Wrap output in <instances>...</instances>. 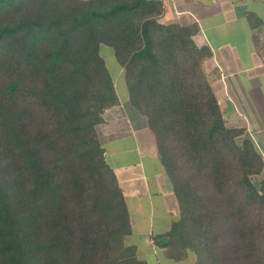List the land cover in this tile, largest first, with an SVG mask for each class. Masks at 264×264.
Masks as SVG:
<instances>
[{
    "label": "trees",
    "instance_id": "trees-1",
    "mask_svg": "<svg viewBox=\"0 0 264 264\" xmlns=\"http://www.w3.org/2000/svg\"><path fill=\"white\" fill-rule=\"evenodd\" d=\"M163 0H0V264H148L96 128L118 102L100 47L147 121L178 218L175 262L264 264V158L228 127L196 25Z\"/></svg>",
    "mask_w": 264,
    "mask_h": 264
},
{
    "label": "crops",
    "instance_id": "crops-1",
    "mask_svg": "<svg viewBox=\"0 0 264 264\" xmlns=\"http://www.w3.org/2000/svg\"><path fill=\"white\" fill-rule=\"evenodd\" d=\"M163 2L161 24L198 27L193 41L212 53L202 69L227 126L245 128L264 158V0ZM111 78L118 102L103 112L96 132L131 210L132 235L127 243L148 264L153 262V249L161 264H179L183 260L168 259L152 241L178 218L170 180L145 117L129 103L118 65Z\"/></svg>",
    "mask_w": 264,
    "mask_h": 264
},
{
    "label": "rangeland",
    "instance_id": "rangeland-1",
    "mask_svg": "<svg viewBox=\"0 0 264 264\" xmlns=\"http://www.w3.org/2000/svg\"><path fill=\"white\" fill-rule=\"evenodd\" d=\"M85 1V0H84ZM100 54L103 57L105 63H106V67L111 75V77H113L115 79L116 77V70H117V65L116 62L114 60L113 54H112V50L109 47L106 46H101L100 47ZM151 261L153 259V262H151V264H161L160 262V257H159V253L157 250L153 249V251H151ZM179 264H194V259L192 256L188 257L187 259L183 260L182 262H180Z\"/></svg>",
    "mask_w": 264,
    "mask_h": 264
}]
</instances>
